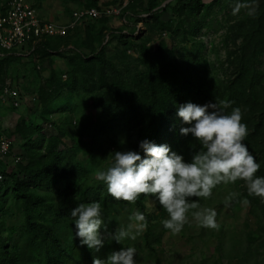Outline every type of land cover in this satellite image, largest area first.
<instances>
[{
  "label": "trees",
  "instance_id": "1",
  "mask_svg": "<svg viewBox=\"0 0 264 264\" xmlns=\"http://www.w3.org/2000/svg\"><path fill=\"white\" fill-rule=\"evenodd\" d=\"M100 1L84 0L81 6L104 5ZM123 1L109 0L105 4L117 6ZM143 1L129 0L123 9L125 25L132 26L128 33L108 26L110 17H103L89 19V23L85 21L84 27L79 22L65 36L45 37L24 46L29 58L48 62L51 69L47 82L30 91L42 103L41 118L48 120L57 110L61 115L54 122V134H48L34 115L28 120L21 118L5 134L13 142V149L14 142L21 138V148L26 153L22 154L24 161L18 164L14 163L12 152L0 159V173L5 176L0 182V210L3 208L12 216L17 215V211L23 215L0 241V264H93L95 257L107 259L111 252L121 250L125 240L121 244L106 240L104 247L96 252L81 245L76 236L71 210L79 203L94 201L101 203L103 220L112 233L123 226L118 214L120 209L137 208L145 214L147 227L142 243L148 252L146 259L151 257L155 259L154 264H161L156 245L166 228L159 233L157 226L168 218L167 212L155 196L142 194L135 203L115 200L95 173L110 165L114 151L132 150L145 157L139 146L143 140L167 144L190 161L200 145L191 134L185 136L180 132L182 127L194 126V122L185 124L178 116L179 107L188 102L204 105L227 99L231 102V107L225 109L228 113L239 107L242 122L248 126L244 143L261 166L256 175L264 177V73L259 71L264 54V0H212L209 3L172 0L163 7L166 0H148L143 9L145 17L138 10L142 9ZM7 2L0 0V5ZM230 5H241L244 13L229 26L234 42L238 38L242 40L234 52H229V58L238 52L231 61L236 63V75L231 79L217 80L202 74L196 58H186L183 47L178 51L169 46L165 38L150 45L149 38L138 35V23L143 22L151 31H167L173 36L181 34L184 41L189 37L195 39L200 30L209 25L207 18L216 7ZM167 10L172 16L165 20L162 16ZM113 38H118L119 43L115 46L116 54L110 58L106 47ZM196 43L201 52L204 43ZM63 47H70V51L62 50ZM129 50L137 56L132 57ZM18 52L0 46V67L23 59V54ZM54 54L65 57L66 70L54 67L51 58ZM40 63L35 66L36 70H41ZM56 92L65 106L55 105ZM88 108L100 112L88 113ZM64 138L74 144L61 150ZM191 144L195 145L194 149ZM80 154L86 158H79ZM240 184L241 180H237L233 206L247 200L251 213L258 219L257 228L253 236H244L241 242L229 238L228 246L224 238L229 234H223L217 258L228 251L238 256L241 264H264V199L250 196L246 184ZM46 194L56 196L49 198ZM212 196L207 200L194 199L200 206H209ZM4 230V222L0 221V235ZM101 232L104 233L103 226ZM206 232L202 230L201 236L215 233L206 235ZM217 258L205 257L197 264H217Z\"/></svg>",
  "mask_w": 264,
  "mask_h": 264
},
{
  "label": "clouds",
  "instance_id": "2",
  "mask_svg": "<svg viewBox=\"0 0 264 264\" xmlns=\"http://www.w3.org/2000/svg\"><path fill=\"white\" fill-rule=\"evenodd\" d=\"M242 6L237 5L234 12ZM243 7H249L243 5ZM254 12V9H253ZM227 99L198 105L188 102L181 105L178 116L185 124L181 134H191L200 145L194 151L190 161L172 151L169 145H157L149 140L140 142L145 153L114 151L110 165L95 173L96 179L104 182L108 193L115 200L135 203L143 195L155 196L168 214L163 226L173 234H179L188 223L189 214L208 229H218L217 212L213 208L201 207L194 198H210L213 189L221 183L244 181L250 196L264 199V177L256 174L260 164L244 143L248 135V126L243 121L239 107L230 113ZM194 149L195 145L191 144ZM232 193L228 201L235 196ZM248 201L245 200L244 203ZM100 202L79 203L71 210L74 218L76 236L81 245L99 252L106 240L122 243L125 239H136L135 233L147 227L145 214L136 211L127 228L118 227L115 233L109 232L102 217ZM104 228L102 234L101 228ZM136 249L123 247L113 251L107 259L95 257L93 264H137Z\"/></svg>",
  "mask_w": 264,
  "mask_h": 264
},
{
  "label": "rangeland",
  "instance_id": "3",
  "mask_svg": "<svg viewBox=\"0 0 264 264\" xmlns=\"http://www.w3.org/2000/svg\"><path fill=\"white\" fill-rule=\"evenodd\" d=\"M148 0L143 1V7L138 8V10L142 13L141 15L145 17L147 14L144 12V7L146 6ZM206 3H209L205 0ZM106 2H102L105 4ZM122 5V4H120ZM165 6V5H164ZM126 7V6H125ZM124 7V8H125ZM163 7V4H162ZM229 6H225L226 8ZM234 8L232 7V14L228 15L229 17L224 20L222 23L210 22L209 25L202 28L195 39H191L184 41L183 35L173 36L172 33H166L159 30H149L147 24H142L138 30V35L142 38H149L150 45H156L160 39L165 38L169 46L176 47L178 51L179 47L184 48V56L189 59L196 58L198 69L202 72V74H207L209 77L216 78L217 80H227L231 79L236 75V63L231 62L235 59L237 53H233L229 58V52L235 51L240 43L241 38L236 40V43L233 40L234 33L230 31L229 26L234 22L238 21L243 17L242 8L238 12H234ZM71 12V11H69ZM70 14V13H68ZM69 16V15H68ZM172 16V12L167 10L163 13V18L166 20ZM111 25H108L113 28H122L125 30V33L131 31V25H125V20L123 19L122 14L117 17H110ZM231 19V20H230ZM89 21V20H87ZM233 21V22H231ZM89 23V22H87ZM81 27H84L82 22L79 23ZM85 24V23H84ZM88 26V24L86 25ZM85 31L81 32L82 37L85 35ZM136 40V39H135ZM196 41H202L205 45L204 49L200 52L198 51V44ZM118 38H113L111 42L107 44L106 53L108 57L112 58L116 54V45L118 44ZM27 46V45H26ZM25 46V47H26ZM64 46V45H63ZM22 47H17L19 49H15L16 51H23ZM62 50L70 51V47H63ZM28 51V50H27ZM26 51V52H27ZM200 52V53H199ZM199 53V54H198ZM128 54L132 57H136L137 53L133 50H129ZM197 55V57H195ZM32 57L29 59H21L12 62L11 64L5 63L3 67H0V84L5 82L6 79H9L18 84V89L20 93L23 95V101L25 102L23 106H20L16 109H2L0 110V132L4 135L7 133L9 129L14 127L21 118H25L28 120L31 114L37 116L39 123H42L45 127V131L48 134L56 133L54 122L58 120L59 115L61 113L57 111H53L49 116L48 120L42 119L41 115L43 113V106L41 101L32 96L30 91L36 90L40 87L39 83H46L47 78L50 75L51 69L48 67V62H42ZM54 61L55 68H63L62 70H66V59L58 54H54L51 57ZM41 64V70H36L35 66ZM2 69V70H1ZM259 71L264 73V54L261 56V63L259 64ZM30 85V87H29ZM46 94V92H43ZM60 94L58 92L54 93L53 97H58ZM55 98V105L61 104L59 107L65 106L63 105L65 102L62 101L60 97ZM64 100V99H63ZM63 103V104H62ZM21 104V105H22ZM55 106V107H56ZM88 113H99L98 109L93 110L88 108ZM19 141L14 142V153L23 154L26 153L22 148V139L18 138ZM63 144L59 147V149H65L68 146H72L74 142L68 138L63 139ZM79 158L85 159V155L80 154ZM236 182L235 183H221L215 189H213V198L210 200V205H202L201 207H209L213 208L217 212V222L219 224L218 229H208L200 226L199 222L196 221L191 213L189 214L188 223L185 224L183 230L179 234H173L170 230L165 229L161 234L160 243L156 245L157 255L161 260V264H197L200 259L209 257L213 260V257H218L220 254L218 253L219 241L220 237H224L223 234H226L228 237L224 238L225 245L228 246L229 238H236L238 242L243 239L244 236H253L255 229L257 228L258 219L254 214L251 213L249 205L244 202L237 204L235 207L234 203L228 201V197L230 194L236 192ZM245 182L241 181L240 185H244ZM49 198L56 196V194H46ZM207 200V199H206ZM3 209V208H2ZM0 210V221L4 222L5 230L0 235V241L9 235L10 228L13 224L18 222L19 218H22L23 215L21 212L17 211V215L12 216L10 213H5V210ZM139 211L137 208L132 209H120L118 214L120 216L122 227H126L131 223L135 224V221L131 220L130 217L133 214ZM156 212V211H155ZM158 212L155 213L157 215ZM164 228L162 221L157 226V231L160 233ZM207 231V233H213L210 236H201V232ZM146 231V228L139 233H135L136 239H125V247H133L136 249L137 255L136 260L137 264H154L155 259L149 257L147 260L148 252L143 245V236ZM217 264H241L238 256L231 255L227 251L222 257L219 259Z\"/></svg>",
  "mask_w": 264,
  "mask_h": 264
},
{
  "label": "built area",
  "instance_id": "4",
  "mask_svg": "<svg viewBox=\"0 0 264 264\" xmlns=\"http://www.w3.org/2000/svg\"><path fill=\"white\" fill-rule=\"evenodd\" d=\"M129 0H124L122 5L117 6H91L84 7L73 12L72 20L68 23H60L53 20L42 18L37 9L27 2V0H8L6 4L0 5V46L6 50L19 49L29 42L37 43L45 37L65 36L74 29L82 20L100 19L103 17H117L123 12ZM230 5L222 8L216 7L207 21L222 23L232 14ZM143 22L138 23V30ZM66 77V75H64ZM0 106L10 105L16 108L21 106V93L15 84L6 79L1 86ZM13 142L6 135H0V159H5L12 152L14 163L24 161L22 154L14 153ZM5 178L0 173V182Z\"/></svg>",
  "mask_w": 264,
  "mask_h": 264
},
{
  "label": "crops",
  "instance_id": "5",
  "mask_svg": "<svg viewBox=\"0 0 264 264\" xmlns=\"http://www.w3.org/2000/svg\"><path fill=\"white\" fill-rule=\"evenodd\" d=\"M107 1H109V0H101L100 3L107 2ZM207 1L211 2L212 0H207ZM27 2L37 9L39 15L42 18H45L48 20H53V21L60 22V23H68L69 21L72 20V16H73L74 11L84 8L81 6L82 3H84V0L77 1V2H75V1H66L65 2L64 0H27ZM69 11H71V12H69ZM68 13H70V14H68ZM123 19H124V17H123ZM85 21L87 22V20H82L80 22L86 23ZM109 25H111V21H110ZM26 51H27V48H25V52L20 51V52H18V54L21 53V54H23L25 59H29V54ZM61 69H63V68H61ZM14 84L16 85V87H18V84L16 82ZM39 84H41V83H39ZM29 87H30V85H29ZM21 98H22L21 103L24 104L25 102L23 101V99L25 98L27 100V98L26 97L23 98L22 96H21ZM23 104L21 106H23ZM7 107H9L10 109L11 108L14 109L12 106H10L8 104V105H1L0 110L8 109ZM33 115L34 114H31L30 117Z\"/></svg>",
  "mask_w": 264,
  "mask_h": 264
},
{
  "label": "water",
  "instance_id": "6",
  "mask_svg": "<svg viewBox=\"0 0 264 264\" xmlns=\"http://www.w3.org/2000/svg\"><path fill=\"white\" fill-rule=\"evenodd\" d=\"M170 1H172V0H166V1L163 3V6L166 5L167 3H169Z\"/></svg>",
  "mask_w": 264,
  "mask_h": 264
}]
</instances>
